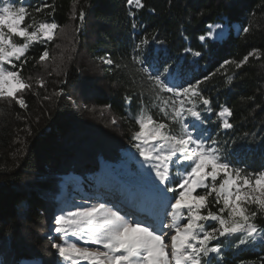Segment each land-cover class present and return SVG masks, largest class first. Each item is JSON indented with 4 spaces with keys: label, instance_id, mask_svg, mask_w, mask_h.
<instances>
[{
    "label": "trees",
    "instance_id": "trees-1",
    "mask_svg": "<svg viewBox=\"0 0 264 264\" xmlns=\"http://www.w3.org/2000/svg\"><path fill=\"white\" fill-rule=\"evenodd\" d=\"M23 2L30 15L22 26L55 22L56 31L70 28L71 43L58 66L45 72L39 56L47 49L51 58L55 43L34 41L22 76L29 83L40 74L43 87L35 80L22 91L18 98L26 108L0 98V264H67L52 256L46 239L48 219L65 192L70 201L100 199L106 190L98 184L104 164L126 167L125 173L114 172L123 181L139 174V157L131 147L136 118L143 112L159 122L167 120L161 101L131 68L132 48L145 35L169 64L184 67L187 79L211 77L202 85L213 107V113H205L209 132L220 131L215 112L221 105L229 107L233 130L225 138L230 146L247 165L258 168L264 162V0H142L143 8L127 0ZM80 11L85 12L82 21ZM215 23L227 24L226 37L201 41L207 26ZM153 34L165 43H152ZM254 50L259 56H250L240 69L226 65L216 72L225 60L239 62ZM197 51L200 56L194 55ZM100 57L112 58L120 67L105 65ZM228 76L233 77L230 84ZM59 90L63 96L54 95ZM210 200L215 211L214 198ZM70 201L55 211L66 209ZM255 222L264 226V214ZM212 243L222 246L213 264H264V241L240 248L233 239Z\"/></svg>",
    "mask_w": 264,
    "mask_h": 264
},
{
    "label": "snow or ice",
    "instance_id": "snow-or-ice-1",
    "mask_svg": "<svg viewBox=\"0 0 264 264\" xmlns=\"http://www.w3.org/2000/svg\"><path fill=\"white\" fill-rule=\"evenodd\" d=\"M127 4L144 7L142 0H127ZM35 10L39 12L41 7ZM29 15L23 0H0V98L15 100L21 108L27 107L26 102L16 94L31 87L22 76L26 53L34 41H52L59 27L55 22L22 26ZM84 17L85 12L80 11V20ZM137 27L135 22L131 24L133 30ZM207 27L211 37L223 25ZM242 31L247 34L249 28ZM199 39L204 41L206 37L201 35ZM151 42L165 43L154 34ZM253 55L259 56V52H249L239 62L225 60L216 72L226 65L240 69ZM48 58L45 49L39 61ZM99 59L105 65L120 67L112 58ZM131 60L133 73L146 80L167 118L159 122L142 112L135 121L138 130L131 136V147L141 161L149 207L135 204L125 209L97 200L54 211L52 231L58 242L51 248L55 254L72 264H213L222 251L221 244L213 241L233 239L237 248L264 241V226L258 227L255 222L259 214H264V162L258 168L247 165L230 146L225 138L233 130L229 107L221 105L215 112L220 131L215 135L209 132L205 113H213V107L202 85L211 77L187 79L184 67L169 64L161 50L151 48L147 35L134 44ZM232 80V76L227 77L229 84ZM37 83L43 87L42 80ZM54 95L63 96V91ZM125 99L131 103L130 97ZM242 163L245 166L241 167ZM210 197L214 198L215 211Z\"/></svg>",
    "mask_w": 264,
    "mask_h": 264
},
{
    "label": "rangeland",
    "instance_id": "rangeland-1",
    "mask_svg": "<svg viewBox=\"0 0 264 264\" xmlns=\"http://www.w3.org/2000/svg\"><path fill=\"white\" fill-rule=\"evenodd\" d=\"M223 27L220 30H217V32H215L211 37L208 36V32L206 35V38L208 39H212V40H221L223 38L226 37L227 32H228V28H227V24L226 23H222ZM54 39L52 40L53 43H55V47H54V53L51 56V58H48L46 61H44L43 63V70L46 72L47 70L50 69H54L55 67L58 66L61 58L63 57L65 51L67 50L68 46L70 45V28H64L60 31H56L54 30ZM53 57H55L56 59H53ZM36 81L42 80V77L40 76V74L36 75ZM35 80H30L29 84H33V82H35ZM22 92H18L17 98L19 97V95ZM5 99V98H4ZM15 101V100H12ZM111 118H110V123H111ZM138 170H139V174L138 175H131L126 181H123L120 177H119V173L116 172V174L114 173L116 171V168H118L120 173H125L126 171V167H124L123 165L117 166L115 167H109L108 165L104 164L102 166L103 171L105 172L103 179L98 182V184L100 185V189H106L105 193L103 192V196L100 197V199H94L93 200L91 198H86L84 200H79V201H75L76 199H71V201L69 200V198H67V194L68 191H66L65 195L62 197V202H64L65 200L70 201L69 204H66V209H74L76 206H83L85 204H91L93 202H96L97 200H106L108 201L110 204H114L117 206H121L124 207L125 209L127 208H132L135 204L140 205L144 208H148L149 204L148 201L144 195L145 193V189H144V177H143V171L140 167L141 161L138 159ZM111 180V183H109V181ZM202 191V190H200ZM75 201V203H74ZM62 202H59L57 204V206L54 208V211L57 210L58 208L62 207ZM74 203V204H73ZM77 204V205H76ZM48 219V223H47V234H46V239H48L49 241V246H50V250L53 252L52 256L57 257V259H61L57 254H55V250L51 248V244L53 242H58V238L56 236V234L52 231V223H51V218H52V214ZM139 215V213H138ZM208 223H214V222H208ZM69 239H74L69 237ZM260 242V241H257ZM67 264H72L71 261H66ZM21 264H36L33 260H23L21 262ZM81 264H86V262H81Z\"/></svg>",
    "mask_w": 264,
    "mask_h": 264
}]
</instances>
